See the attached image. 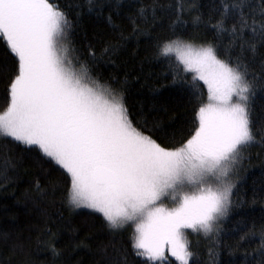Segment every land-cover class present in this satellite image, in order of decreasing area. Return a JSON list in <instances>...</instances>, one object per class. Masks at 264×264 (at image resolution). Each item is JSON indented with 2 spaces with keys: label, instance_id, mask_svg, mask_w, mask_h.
<instances>
[{
  "label": "snow or ice",
  "instance_id": "1",
  "mask_svg": "<svg viewBox=\"0 0 264 264\" xmlns=\"http://www.w3.org/2000/svg\"><path fill=\"white\" fill-rule=\"evenodd\" d=\"M87 4L98 18L107 8V22L116 33L100 36L99 49L88 40L82 12L73 14L79 4L0 0V38L11 60L10 66L0 65L6 91L0 137L25 146L20 157L0 153V191L19 179L17 170L28 157L45 173L59 172L61 179L45 184L37 179L25 189V202L50 218L48 208L56 206L59 191L61 206L90 209L89 218L98 214L113 237L97 245L104 264H129V253L138 264H189L195 252L186 230L210 240V259L217 264L221 222L239 206L233 197L242 162L250 148L264 149V119L255 121L252 108L257 90L264 91V0H215L207 19L193 17L213 33L202 42L177 31L186 23L184 13L198 10L197 0H177L169 33L156 37L151 58L167 62L172 84L189 98L192 115L179 140L174 117L165 124L149 120L142 109H130L129 73L121 80L99 71L101 64L119 67L128 39L139 43V36L156 26L157 9H169L159 0L142 4L129 17L132 30L125 35L112 20L120 0ZM77 29L87 41L80 46ZM93 36H98L95 30ZM257 60L258 73L253 70ZM125 234L127 247L116 249L114 238ZM249 235H255V225L240 239ZM259 235L258 264H264V225ZM0 239L7 243L10 234ZM87 246L84 240L75 245ZM49 247L54 258L62 255L54 243ZM109 247L120 253L115 260Z\"/></svg>",
  "mask_w": 264,
  "mask_h": 264
},
{
  "label": "trees",
  "instance_id": "2",
  "mask_svg": "<svg viewBox=\"0 0 264 264\" xmlns=\"http://www.w3.org/2000/svg\"><path fill=\"white\" fill-rule=\"evenodd\" d=\"M60 2L81 5L80 8H73V14L82 12V23L87 31L88 40H91L97 49L102 46L100 36L106 39L116 34L107 22V8L104 16L98 18L95 12H88L87 0H60ZM151 2L152 0H120L119 14L112 13L113 23L119 25L125 35H128L132 30L129 17L136 14L142 4ZM214 2L215 0H197L198 10L191 13L185 12L182 19L186 23L182 29L177 28V31H181L186 36L196 37L198 42L211 39L213 33L210 28L202 24L196 25L193 17L202 14L207 19ZM159 3L169 10L162 12L157 9L159 19L149 34L139 36V43L135 37L128 39L117 58L119 67L101 64L99 71L105 77L115 74L121 80L125 73H129L126 98L130 109L134 113L142 109L149 120L162 119L165 124L169 123V117H174L171 124L179 140L181 127L183 126L185 132L187 129V125L184 124L186 117L192 115L189 98L181 91L179 84H172V74L169 72L167 62L151 58L156 37H164L169 33L171 21L175 19L172 9L177 0H159ZM140 27L143 28L144 25L141 24ZM94 30L98 34L97 37L93 36ZM83 36L84 32L77 29L74 37L77 46L87 43ZM173 59H175L174 54ZM5 62L10 66V57L5 52L2 38H0V65ZM258 64L259 60L253 65V70L257 73L260 71ZM136 76L140 79L136 80ZM5 95V79L0 76V110L4 107ZM161 105L164 107L162 108ZM164 108H167V112ZM252 108L255 121L264 119V91L257 90L252 101ZM24 147L11 137L6 139L0 137V153L20 157ZM242 164L238 195L233 197L239 206H234L230 215L221 222L222 244L216 249L219 253L216 257L217 264H258L261 259L258 247L259 229L261 225H264V149H261L259 145L250 148ZM47 167L44 165V168ZM24 169H27L26 173ZM17 171L19 179L11 184L6 192L0 191V234H10L7 243L0 239V264H104V258L98 251L97 245L108 243L113 240V237L109 235L98 214L94 218H89V213L92 211L90 209L72 210L67 205L61 206L59 191L56 194V206L48 208L50 218L43 216L39 208L24 200L25 189L34 185L37 179L42 184L48 181L58 182L61 179L59 172L49 169L45 173L36 161L28 157L24 158L23 167ZM253 225H255V235H249L241 240L240 236L252 229ZM72 228H78L79 231L73 233ZM188 233H190L188 239L195 252L189 264H212L209 254L210 240L202 235L191 233L190 230ZM80 240H84L88 246L75 247ZM126 241V234L116 236L114 238L116 249L126 248ZM49 242L54 243L55 248L61 251L62 255L54 258ZM108 255L115 260L120 253L109 247ZM128 260L129 264H138V258H134L130 253Z\"/></svg>",
  "mask_w": 264,
  "mask_h": 264
},
{
  "label": "rangeland",
  "instance_id": "3",
  "mask_svg": "<svg viewBox=\"0 0 264 264\" xmlns=\"http://www.w3.org/2000/svg\"><path fill=\"white\" fill-rule=\"evenodd\" d=\"M187 232L189 231V230H186ZM191 231V230H190ZM178 264H179V262H178Z\"/></svg>",
  "mask_w": 264,
  "mask_h": 264
}]
</instances>
